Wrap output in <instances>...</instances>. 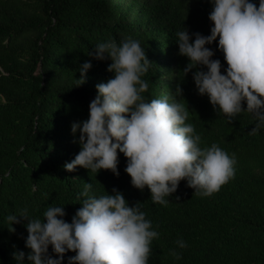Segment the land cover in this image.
Returning a JSON list of instances; mask_svg holds the SVG:
<instances>
[{
  "label": "trees",
  "instance_id": "1",
  "mask_svg": "<svg viewBox=\"0 0 264 264\" xmlns=\"http://www.w3.org/2000/svg\"><path fill=\"white\" fill-rule=\"evenodd\" d=\"M211 7L210 0H0V264H16L17 249L25 251L27 264L30 251L24 223L10 231L8 214L27 208L43 218L50 204H64V219L71 222L82 207L85 182H92L98 195L115 187L130 206L143 202L160 233L150 264H264V128L252 131L251 113L229 121L217 112L208 96L197 92L191 71L184 75L188 58L176 42L182 25L190 33L210 34ZM126 35L139 39L153 62L143 77L149 80V101L180 85L191 110L188 122L202 145L215 142L236 154L235 175L218 191L202 196L181 180L169 204L154 203L147 186L140 190L131 184L123 153L118 176L107 169L64 168L81 150L73 122L87 119L96 84L114 76L107 71L110 59H94L88 52ZM217 43L206 46L226 67ZM89 60L86 82L75 86L77 69ZM179 237L186 248L175 244ZM173 248L179 259L170 254ZM49 253L56 255L51 245ZM72 255L66 252L63 264Z\"/></svg>",
  "mask_w": 264,
  "mask_h": 264
},
{
  "label": "clouds",
  "instance_id": "2",
  "mask_svg": "<svg viewBox=\"0 0 264 264\" xmlns=\"http://www.w3.org/2000/svg\"><path fill=\"white\" fill-rule=\"evenodd\" d=\"M210 3V34L190 33L183 25L176 32L179 54L188 58L182 71L184 75L191 71L197 92L207 95L227 120L251 113L256 121L252 131L257 132L264 128V0L258 5L254 0ZM217 39L226 67L213 58L215 49L206 46ZM88 55L110 59L107 71L114 76L96 84L87 119L73 122L81 150L65 163L66 170L82 166L96 173L111 170L118 176L123 153L131 184L140 190L147 186L152 201L165 206L181 180L207 196L234 177L236 154L215 142L202 145L195 125L188 122L191 110L180 85L175 93L170 90L149 101V80L143 77L153 62L139 39L131 35L119 42L108 39ZM91 68L90 60L79 66L75 86L86 82ZM79 197L82 207L71 222L64 219V204H50L43 218L31 216L27 208L7 215L10 231L19 223L27 229V264H63L68 251L75 255L67 257V264H150L153 240L160 233L147 218L142 201L130 206L115 187L98 195L92 182H85ZM175 244L179 249L188 246L182 237ZM50 245L55 256L49 253ZM170 254L181 256L176 248ZM12 256L16 264H26L25 251L17 249Z\"/></svg>",
  "mask_w": 264,
  "mask_h": 264
}]
</instances>
